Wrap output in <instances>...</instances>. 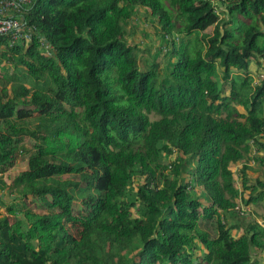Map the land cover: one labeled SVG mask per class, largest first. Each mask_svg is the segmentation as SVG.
<instances>
[{
	"label": "trees",
	"instance_id": "1",
	"mask_svg": "<svg viewBox=\"0 0 264 264\" xmlns=\"http://www.w3.org/2000/svg\"><path fill=\"white\" fill-rule=\"evenodd\" d=\"M139 16L172 59L127 41ZM17 18L34 33L0 35V264H264V222L227 217L264 201V0H32Z\"/></svg>",
	"mask_w": 264,
	"mask_h": 264
},
{
	"label": "rangeland",
	"instance_id": "2",
	"mask_svg": "<svg viewBox=\"0 0 264 264\" xmlns=\"http://www.w3.org/2000/svg\"><path fill=\"white\" fill-rule=\"evenodd\" d=\"M140 17V18H139ZM138 18L134 19L133 22H131V25L126 26V39L130 44L134 45H140L144 49V52L142 54V57H153V54L157 51H159V55L157 57V61L160 63H166L168 58L172 59V56H163L164 53L168 51L163 50V46L165 45V42L161 40L160 36H158L154 28L152 27V20L151 18H143V16H139ZM178 41H185L186 38L182 36L181 34H178ZM167 46H164V48H167ZM256 64L254 61H252L250 66V74L252 75V84H255L257 82L258 78L262 75H259V70L256 68ZM228 87V86H227ZM229 92V87L227 88L226 93ZM151 118H156L157 116L155 114L150 115ZM243 120V118L241 119ZM30 147L25 143L24 145V152H28ZM19 159L16 166L13 167L10 171L11 174L17 173L19 170L25 169V168H34L37 165V161L34 159L27 158ZM252 162H250L251 164ZM259 175L264 177V172L262 170H259ZM252 175H255L253 173ZM3 194V193H2ZM12 198V197H10ZM78 205V203L76 204ZM236 208L240 211L242 208H247L249 214L248 215H242L240 213L235 212V210H231L227 212L228 222L230 224H238L239 226H243L248 218H257L260 222H264V201H261L257 204L250 203L249 205H245L243 201H236L235 202ZM76 208V207H75ZM243 210V209H242ZM73 231V229H72ZM238 230H234L233 233L237 234ZM73 233L76 235V232L73 231ZM262 257L264 258V252L262 253Z\"/></svg>",
	"mask_w": 264,
	"mask_h": 264
},
{
	"label": "built area",
	"instance_id": "3",
	"mask_svg": "<svg viewBox=\"0 0 264 264\" xmlns=\"http://www.w3.org/2000/svg\"><path fill=\"white\" fill-rule=\"evenodd\" d=\"M32 0H0V35H7L10 38L11 44L22 41L28 42L31 40L34 33V28H25L17 14L20 13L22 7ZM45 49H50L47 44H43ZM47 54H50L47 51ZM236 210L238 208L235 207ZM243 209V210H242ZM240 209L239 213L244 215L248 212L247 208Z\"/></svg>",
	"mask_w": 264,
	"mask_h": 264
}]
</instances>
